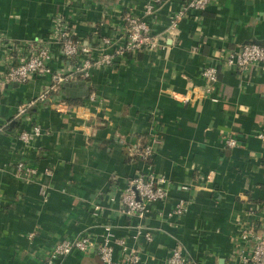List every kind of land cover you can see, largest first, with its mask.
Wrapping results in <instances>:
<instances>
[{"label":"crops","instance_id":"crops-1","mask_svg":"<svg viewBox=\"0 0 264 264\" xmlns=\"http://www.w3.org/2000/svg\"><path fill=\"white\" fill-rule=\"evenodd\" d=\"M182 1L166 0L145 18V0H0V72L13 45L45 38L57 15L92 47L104 37L120 42L128 12L144 17L162 43L94 67L86 88L77 82L43 100L52 73L71 68L57 48L51 74L0 83V264H41L56 242L82 233L100 240L107 231L139 248L145 264H165L177 242L198 264H245L234 257L240 246L249 249L238 235L264 221V145L256 137L264 130V68H228L219 57L264 42V0H213L166 32ZM207 66L218 69L209 91ZM33 126L41 135L20 140ZM153 137V158L142 162L139 151ZM228 137L240 145L228 147ZM18 162L36 170L32 182L16 177ZM138 170L167 180L168 195L143 219L121 203ZM182 200L186 211L171 215ZM56 264L104 263L90 249Z\"/></svg>","mask_w":264,"mask_h":264},{"label":"built area","instance_id":"built-area-1","mask_svg":"<svg viewBox=\"0 0 264 264\" xmlns=\"http://www.w3.org/2000/svg\"><path fill=\"white\" fill-rule=\"evenodd\" d=\"M166 0H145L144 17H152L158 7ZM213 0H183L177 12L169 19L166 32H171L178 26L181 19L189 16L192 12H201ZM133 13L124 15V29L121 41L104 37L98 45L92 47L82 41L70 23L68 18L57 15L49 34L45 38L21 41L13 45V51L7 55L4 69L0 72V83H27L34 78L51 74V62L54 60V49L57 48L60 57L71 63L70 71L64 74L52 73V84L41 92L37 100H43L49 91L55 90L59 84L74 80L77 77L89 78L90 70L94 67L113 66L119 59L126 56L136 55L139 52L156 50L161 46L151 27L144 19ZM4 40L0 31V42ZM222 64L228 68H236L241 71L248 69L264 68V43H244L236 49L229 50L219 57ZM206 80L207 90L217 81L218 69L216 66H207L201 71ZM90 99H95L92 93ZM184 101L186 98H182ZM217 101V98H211ZM30 103H34L33 101ZM19 114L25 107H19ZM41 135L39 126H33L28 131L19 133V139L29 143L32 137ZM256 137L264 145V130L258 132ZM159 139L153 137L152 143L144 145L139 151V159L150 163L154 154V143ZM228 147L239 146L240 143L232 137L226 139ZM16 177L25 182H32L36 170L24 162H18L14 166ZM44 194V191L41 192ZM168 195L167 180L153 171H136L126 180V187L122 194L121 203L123 211L130 217L143 219L149 211L151 202L162 201ZM1 204V201H0ZM99 207L94 206L97 210ZM186 211L185 202L179 201L171 215H180ZM139 226V233L144 230ZM108 230V226L106 228ZM33 234H30L32 236ZM239 241L249 244L247 252L240 246L234 257L239 258L245 264H264V221L259 225H250L243 228L239 233ZM144 238L151 241L150 231H145ZM121 253L120 264H145L140 257L139 248H129L123 238H115L110 232H106L100 240L91 233H82L75 238L62 239L53 244L47 251L46 257L41 264H56V261L65 258L73 251L86 252L90 249L96 251L99 259L104 264H116V248ZM165 264H198L185 252L181 242L175 243L170 249Z\"/></svg>","mask_w":264,"mask_h":264},{"label":"trees","instance_id":"trees-1","mask_svg":"<svg viewBox=\"0 0 264 264\" xmlns=\"http://www.w3.org/2000/svg\"><path fill=\"white\" fill-rule=\"evenodd\" d=\"M86 78L84 79V78H81V77H77V78H75L74 80H70V81H67V82H63V83H61V84H59V86L57 87L58 89L57 90H60V89H62V88H64V89H66V88H68L69 86H73L75 83H81V87H83V88H86V86H87V82H86ZM87 91V90H86ZM53 92H55V91H52L51 92V94L53 93ZM76 99V98H75ZM74 101H76V100H74ZM143 147V146H142ZM137 157V156H136ZM139 158V157H138Z\"/></svg>","mask_w":264,"mask_h":264},{"label":"water","instance_id":"water-1","mask_svg":"<svg viewBox=\"0 0 264 264\" xmlns=\"http://www.w3.org/2000/svg\"><path fill=\"white\" fill-rule=\"evenodd\" d=\"M254 43L263 44L264 42H263V43H260V42L254 41ZM11 83H13V84H19V83H17V82H9V83L3 84V86H4V87H7V85H9V84H11Z\"/></svg>","mask_w":264,"mask_h":264}]
</instances>
